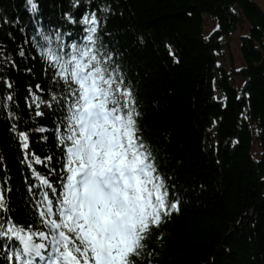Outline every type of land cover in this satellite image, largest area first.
Listing matches in <instances>:
<instances>
[{
	"label": "trees",
	"instance_id": "trees-1",
	"mask_svg": "<svg viewBox=\"0 0 264 264\" xmlns=\"http://www.w3.org/2000/svg\"><path fill=\"white\" fill-rule=\"evenodd\" d=\"M93 15L95 48L131 89L138 135L179 202L134 264H264V10L255 0H0V191L9 206L0 214L47 231L37 203L51 190L34 173L60 191L58 101L67 92L42 52L87 44ZM243 23L242 65L227 70L222 39Z\"/></svg>",
	"mask_w": 264,
	"mask_h": 264
},
{
	"label": "snow or ice",
	"instance_id": "snow-or-ice-1",
	"mask_svg": "<svg viewBox=\"0 0 264 264\" xmlns=\"http://www.w3.org/2000/svg\"><path fill=\"white\" fill-rule=\"evenodd\" d=\"M85 23L93 25L87 44H73L69 52L63 45L42 52L67 92L58 101L66 111L58 141L65 156L62 179L57 192L46 177L34 173L51 190L37 203L39 222L47 231L0 214V252L8 264H36V258L43 264H134L131 257L141 255L152 228L179 211L138 135L139 112L131 89L110 67L111 57L95 48L96 17ZM18 137L27 151L28 134L19 132ZM31 159L42 163L34 154ZM7 212L0 191V213Z\"/></svg>",
	"mask_w": 264,
	"mask_h": 264
},
{
	"label": "rangeland",
	"instance_id": "rangeland-1",
	"mask_svg": "<svg viewBox=\"0 0 264 264\" xmlns=\"http://www.w3.org/2000/svg\"><path fill=\"white\" fill-rule=\"evenodd\" d=\"M257 4L264 10V1L263 0H255ZM207 29L213 28V22L207 17L206 18ZM246 31V25L243 23L236 31H234L231 35L226 38H223L222 41L223 46L219 52L220 63L225 66L227 70L231 69V66L234 68H239L242 65V59L240 57L238 45H239V37L243 35ZM228 45V46H227ZM234 81L240 86L242 80L238 77L234 79ZM252 152L256 154L258 152V145L254 141Z\"/></svg>",
	"mask_w": 264,
	"mask_h": 264
}]
</instances>
